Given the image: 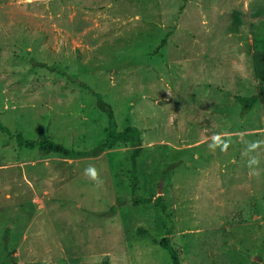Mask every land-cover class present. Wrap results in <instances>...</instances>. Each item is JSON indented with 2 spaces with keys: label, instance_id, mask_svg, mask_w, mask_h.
Masks as SVG:
<instances>
[{
  "label": "rangeland",
  "instance_id": "374dc122",
  "mask_svg": "<svg viewBox=\"0 0 264 264\" xmlns=\"http://www.w3.org/2000/svg\"><path fill=\"white\" fill-rule=\"evenodd\" d=\"M263 85L243 0H0V264H172L170 228L182 264H264V92L246 116L236 99ZM99 102L141 132L135 192L129 143H17L92 150Z\"/></svg>",
  "mask_w": 264,
  "mask_h": 264
},
{
  "label": "trees",
  "instance_id": "16d2710c",
  "mask_svg": "<svg viewBox=\"0 0 264 264\" xmlns=\"http://www.w3.org/2000/svg\"><path fill=\"white\" fill-rule=\"evenodd\" d=\"M166 38L163 39L162 45L165 44ZM264 92V85L262 89L257 93L249 96H236L237 101L241 105L240 114L241 116H246L253 106L259 102L262 93ZM99 106L101 109L106 111L108 124L104 129V138L99 140L97 146L92 150L87 151H74L72 149L66 148L64 145L60 143H56L50 140H30L24 138L22 135H18L16 137L17 143L19 146H24L29 149L35 148L37 146L38 152L41 154H49V153H57L60 155L68 156L70 158L78 157V156H95L101 154L103 151L107 149H112L118 143H129L132 146V151L130 154L131 160V191L135 192L138 188L139 180L137 177V158L141 153V132L140 130L132 125H128L122 130H118L116 127V121L112 109L109 105L105 103L99 102ZM0 128L8 131L6 127L0 124ZM161 195L153 199L152 197L149 198H141V199H131V203L133 205L138 204H147L153 201L156 202L158 206L161 207L162 211L165 212L166 205L162 203ZM125 203V200L118 199L116 203L106 211L103 216L111 217L113 216L118 208ZM171 233L172 229H168L165 235L158 241L159 245L162 246L169 252L171 257L172 264H182L181 263V251L171 244Z\"/></svg>",
  "mask_w": 264,
  "mask_h": 264
},
{
  "label": "crops",
  "instance_id": "0c3cea01",
  "mask_svg": "<svg viewBox=\"0 0 264 264\" xmlns=\"http://www.w3.org/2000/svg\"><path fill=\"white\" fill-rule=\"evenodd\" d=\"M243 4L246 11L248 13L250 12L253 20L259 18L261 13L264 12V0H243ZM257 22H259V20Z\"/></svg>",
  "mask_w": 264,
  "mask_h": 264
},
{
  "label": "clouds",
  "instance_id": "9594fccd",
  "mask_svg": "<svg viewBox=\"0 0 264 264\" xmlns=\"http://www.w3.org/2000/svg\"><path fill=\"white\" fill-rule=\"evenodd\" d=\"M85 175L89 177L92 181L96 182L97 185L102 182L99 180L98 172L94 167H89L85 169Z\"/></svg>",
  "mask_w": 264,
  "mask_h": 264
}]
</instances>
